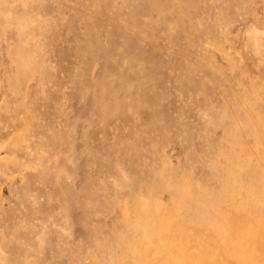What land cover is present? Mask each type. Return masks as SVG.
<instances>
[{
	"label": "rangeland",
	"instance_id": "rangeland-1",
	"mask_svg": "<svg viewBox=\"0 0 264 264\" xmlns=\"http://www.w3.org/2000/svg\"><path fill=\"white\" fill-rule=\"evenodd\" d=\"M0 264H264V0H0Z\"/></svg>",
	"mask_w": 264,
	"mask_h": 264
}]
</instances>
